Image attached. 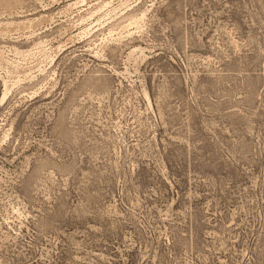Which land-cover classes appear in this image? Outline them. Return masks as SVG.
I'll use <instances>...</instances> for the list:
<instances>
[{"label": "rangeland", "instance_id": "obj_1", "mask_svg": "<svg viewBox=\"0 0 264 264\" xmlns=\"http://www.w3.org/2000/svg\"><path fill=\"white\" fill-rule=\"evenodd\" d=\"M0 264H264V0H0Z\"/></svg>", "mask_w": 264, "mask_h": 264}, {"label": "bare ground", "instance_id": "obj_2", "mask_svg": "<svg viewBox=\"0 0 264 264\" xmlns=\"http://www.w3.org/2000/svg\"><path fill=\"white\" fill-rule=\"evenodd\" d=\"M6 2V1H5ZM5 2H3V3H5ZM1 3H2V1H1ZM5 5V4H4Z\"/></svg>", "mask_w": 264, "mask_h": 264}]
</instances>
